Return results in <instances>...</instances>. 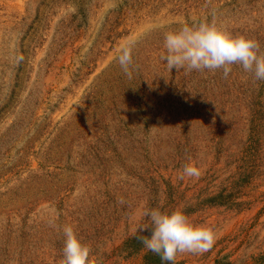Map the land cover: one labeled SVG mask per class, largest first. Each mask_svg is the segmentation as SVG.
I'll return each instance as SVG.
<instances>
[{"label":"rangeland","instance_id":"obj_1","mask_svg":"<svg viewBox=\"0 0 264 264\" xmlns=\"http://www.w3.org/2000/svg\"><path fill=\"white\" fill-rule=\"evenodd\" d=\"M199 23L264 52V0H0V264H60L65 225L92 264H147L141 201L214 229L176 263L264 264V81L169 71L165 33Z\"/></svg>","mask_w":264,"mask_h":264},{"label":"clouds","instance_id":"obj_2","mask_svg":"<svg viewBox=\"0 0 264 264\" xmlns=\"http://www.w3.org/2000/svg\"><path fill=\"white\" fill-rule=\"evenodd\" d=\"M136 41L129 38L119 48L116 60L129 78L132 77L133 50ZM165 61L169 71L185 72L216 71L222 69L224 78L232 71V65H239L246 73H252L256 81H264V52L258 41L244 35H232L215 23L184 24L164 35ZM201 170L193 163L183 166L179 179H198ZM121 206L128 205L123 197L118 200ZM130 206V205H128ZM130 222L136 224L134 235L143 247L156 255L162 262L175 264L179 254H202L210 250L216 240V233L210 227L194 225L181 208L171 212L159 207H150L141 201ZM50 226L55 227L54 221ZM150 235H142L143 232ZM64 235L63 258L60 264H92L91 248L82 243L71 225L62 228Z\"/></svg>","mask_w":264,"mask_h":264},{"label":"trees","instance_id":"obj_3","mask_svg":"<svg viewBox=\"0 0 264 264\" xmlns=\"http://www.w3.org/2000/svg\"><path fill=\"white\" fill-rule=\"evenodd\" d=\"M135 241L140 242L138 239H136ZM146 260L147 264H167V262H162L160 257L152 252H149V254H147ZM175 264L178 263L175 262Z\"/></svg>","mask_w":264,"mask_h":264}]
</instances>
